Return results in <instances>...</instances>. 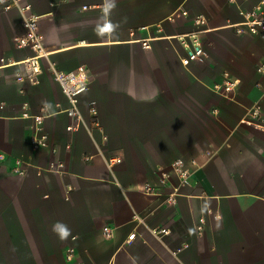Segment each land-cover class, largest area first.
<instances>
[{
  "label": "crops",
  "instance_id": "obj_1",
  "mask_svg": "<svg viewBox=\"0 0 264 264\" xmlns=\"http://www.w3.org/2000/svg\"><path fill=\"white\" fill-rule=\"evenodd\" d=\"M108 2L30 0L47 54L40 82H15L21 65L0 69V264H73L68 246L86 264H264V39L234 27L262 0H115L106 12ZM22 19L0 8V58L32 55L14 44ZM193 36L206 60L183 66ZM79 68L87 90L70 118L54 72ZM225 75L238 82L232 99L214 89ZM256 104L261 119L248 113ZM43 114L48 147L35 149Z\"/></svg>",
  "mask_w": 264,
  "mask_h": 264
},
{
  "label": "built area",
  "instance_id": "obj_2",
  "mask_svg": "<svg viewBox=\"0 0 264 264\" xmlns=\"http://www.w3.org/2000/svg\"><path fill=\"white\" fill-rule=\"evenodd\" d=\"M0 8L4 11L18 10L23 14L22 27L24 33L21 36H16L14 38V44L18 49H28L31 51L32 55L27 57L19 62L11 60L9 58H0V69L6 68L15 65H21L24 68L23 74H17L15 76V82L18 84L28 83L30 85L39 84V77L42 73L41 61L46 57V52L43 47L42 36L39 33L38 28V17L31 13L30 0H0ZM243 21L239 26L235 27V32L239 35L250 34L257 36L261 39H264V0L261 4L254 8L250 12H240ZM196 23H201V19L197 18ZM192 39V48L191 51L187 54L185 58L182 59L183 66H189L191 63L202 64L206 60V53L202 49L198 39L196 37H191ZM186 43V41H184ZM188 44V43H186ZM143 48H149L148 42L142 43ZM256 72L264 76V61H261L257 67ZM84 74V69L79 68L75 76L63 74L62 72H54V77L57 82L62 86L63 92L68 99L71 107L68 110H65V113L70 118H76L78 116L76 111V105L78 103V97L87 90V82L83 79L82 75ZM76 78V79H75ZM224 80L221 86H216L214 89L227 98H233V92L235 91L238 82L233 81L228 78L227 75L224 76ZM3 106L0 105V109ZM91 114L93 116L97 115L96 108L94 103L91 104ZM249 115L251 118L261 119V107L256 104L249 110ZM49 114H43L42 116H36L33 118L34 126V135L30 139L32 146L35 149L47 148V138L45 136H40L42 130L43 120L46 117H49ZM68 130H72V127H69ZM3 158V155L0 154V159ZM192 165L195 164L194 161L191 162ZM174 173L179 177L182 182H186L187 178L190 176V170L184 166L182 160H176L172 164ZM64 169L63 164H51L48 168L49 171L55 173H62ZM14 174L25 175V169L23 163L16 161L13 169ZM164 177V176H163ZM145 193L155 194L150 186H145ZM175 197H168L167 203H174ZM153 232L159 236L164 237L169 234L167 229L161 228L153 230ZM103 234L105 238L112 237V231L110 228H104ZM135 237V233L130 234L127 237V242H131ZM187 248V245H184L173 252V254H178L183 249ZM65 260L73 264H86L84 262L78 261L76 259L75 249L72 246H68L64 252Z\"/></svg>",
  "mask_w": 264,
  "mask_h": 264
},
{
  "label": "clouds",
  "instance_id": "obj_3",
  "mask_svg": "<svg viewBox=\"0 0 264 264\" xmlns=\"http://www.w3.org/2000/svg\"><path fill=\"white\" fill-rule=\"evenodd\" d=\"M115 6V0H109L105 11H110L111 9L115 8ZM114 27V25L109 23L105 26L104 31L111 33L114 30ZM52 231L57 234L61 240H65L71 235V230L62 222H56L53 225Z\"/></svg>",
  "mask_w": 264,
  "mask_h": 264
}]
</instances>
